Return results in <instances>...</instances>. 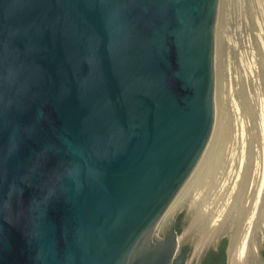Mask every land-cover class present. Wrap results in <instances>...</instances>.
Listing matches in <instances>:
<instances>
[{"label":"water","instance_id":"1","mask_svg":"<svg viewBox=\"0 0 264 264\" xmlns=\"http://www.w3.org/2000/svg\"><path fill=\"white\" fill-rule=\"evenodd\" d=\"M218 2L0 0V264L196 263Z\"/></svg>","mask_w":264,"mask_h":264},{"label":"bare ground","instance_id":"2","mask_svg":"<svg viewBox=\"0 0 264 264\" xmlns=\"http://www.w3.org/2000/svg\"><path fill=\"white\" fill-rule=\"evenodd\" d=\"M221 56L220 49L216 55L217 135H211L201 167L165 219L191 199L188 210L196 208L194 224H188L180 240L201 225L202 241H196L194 259L206 242L215 243L227 229L235 235L229 264H247L249 248L258 253V236L259 242L264 241V61L250 70L242 65L244 69L237 72L236 66V79L228 87L223 85Z\"/></svg>","mask_w":264,"mask_h":264},{"label":"rangeland","instance_id":"3","mask_svg":"<svg viewBox=\"0 0 264 264\" xmlns=\"http://www.w3.org/2000/svg\"><path fill=\"white\" fill-rule=\"evenodd\" d=\"M262 41L264 43V0H219L215 28V57L218 50L220 51L221 49L224 86L225 83L228 87L233 84L236 79L234 74L236 73L235 75H237L239 70L244 69L246 66L247 69L250 66V70L252 66L257 67V65L264 61L261 55L264 54L262 53L264 52ZM244 54L246 55L244 56ZM242 59L243 61H241ZM236 66L237 72L235 70ZM222 76L221 78H223Z\"/></svg>","mask_w":264,"mask_h":264},{"label":"flooded vegetation","instance_id":"4","mask_svg":"<svg viewBox=\"0 0 264 264\" xmlns=\"http://www.w3.org/2000/svg\"><path fill=\"white\" fill-rule=\"evenodd\" d=\"M185 213H181L177 218L173 219V223L170 224L167 234L163 237H167L169 232L173 229L178 230L180 232L185 224L184 220ZM229 244L230 238L228 235H223L220 239H217L215 243H212L209 247H207L200 255L199 259H194V264H228L229 261ZM192 245L189 241L182 247L180 255H185L187 263L190 255H191ZM193 264V263H192ZM259 264H264V248L261 250V260Z\"/></svg>","mask_w":264,"mask_h":264}]
</instances>
